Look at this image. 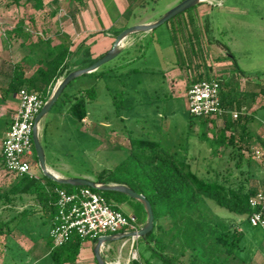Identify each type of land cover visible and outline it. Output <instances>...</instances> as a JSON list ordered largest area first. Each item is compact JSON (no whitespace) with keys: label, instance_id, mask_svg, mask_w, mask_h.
<instances>
[{"label":"rangeland","instance_id":"1","mask_svg":"<svg viewBox=\"0 0 264 264\" xmlns=\"http://www.w3.org/2000/svg\"><path fill=\"white\" fill-rule=\"evenodd\" d=\"M181 1L138 0L130 5L132 0H43L44 7L36 9L33 0H0V80L2 71H5L3 63L17 62L30 54L29 43H35L39 36L49 38L51 42L31 53L33 58L45 60L54 53L55 44L65 39L73 52L70 60L72 72H75L88 67L79 64L86 48H94L97 54L105 47L106 39L102 34L110 38L109 51L118 35L113 30L123 31L140 23H154ZM200 4L156 27L151 34L149 31L128 34L119 47V54L98 68V72H104L102 75L85 73L68 84L67 93H78L96 85L97 97L88 103V116L82 123L67 112L69 103L63 104L62 99L41 118L39 140L45 153V164L54 166L68 178L95 180L98 172L114 168L132 147L140 145L142 140H149L170 148L179 157L188 149V155L195 158L193 167L205 170V165L213 158L211 140L215 130L209 132L205 141L200 139V126L195 121L193 130H189L190 112L181 88L186 90L189 81L197 74L196 63L201 64V70L213 74L217 55L230 51L234 56L232 62L250 75L264 77V0H223V6L214 7L209 15L204 16ZM228 7L236 11H221ZM191 17L193 24H189ZM22 22L30 36L11 32ZM103 25L109 26L113 32L108 29V33H104ZM194 34L197 35L193 39L199 55L189 66V37ZM180 67L182 83L176 82L172 89L164 74ZM34 69L35 66L29 67L28 74ZM1 139L0 136V147ZM218 166L225 167L226 160ZM37 169L43 173L39 163ZM253 169L255 175L251 184L255 186L264 178V154L254 151ZM14 176L4 167L0 168V185L10 182ZM130 199L121 202V198H110L121 211L136 214L135 199ZM209 204L214 213L234 219L244 231V249L239 253L244 262L264 264L262 228L251 226L245 216L229 213L214 202L209 201ZM19 206H0V223L9 218L10 213L19 210ZM108 244L110 247L104 252L113 264L139 260L142 252L149 255L142 237L136 242L133 253H130L129 238L109 241ZM24 256L23 249L0 235V262L3 258L6 263L11 258L18 263L25 262L28 259ZM43 264H53L52 258L49 256ZM152 264L165 263L156 258Z\"/></svg>","mask_w":264,"mask_h":264},{"label":"trees","instance_id":"2","mask_svg":"<svg viewBox=\"0 0 264 264\" xmlns=\"http://www.w3.org/2000/svg\"><path fill=\"white\" fill-rule=\"evenodd\" d=\"M137 1L132 0L130 5ZM33 2L36 9L44 7L43 0H33ZM193 22L191 17L189 24ZM120 31L122 29L117 30V34ZM11 32L16 35L30 36L23 22ZM151 33L152 30L149 31V34ZM194 37L197 38V35L189 37L191 48L188 54L189 66L199 55ZM49 42H51L49 38L39 36L35 43H29L30 54L23 56L17 62L3 63L2 68L5 71H2L3 78L0 80L2 100L25 89L36 92L44 101H47L58 79L72 72L73 64L70 58L73 52L65 39L55 44L54 53L47 56L45 60L36 61L33 58L31 53ZM225 46L229 49L227 45ZM103 56L93 58L91 50L86 48L79 64L90 66ZM233 63L238 68L236 62L233 61ZM200 65L196 63L199 73L189 81L188 88L192 83L202 79L220 80L221 103L229 110L227 90L232 85L231 81H225L205 70L201 71ZM32 66H35V69L32 74H28L29 67ZM91 73L100 76L104 72L96 70ZM260 92L264 95V85L260 86ZM96 97L97 89L96 85H93L78 93H67L64 90L58 100L62 99L63 104L69 103L67 112L82 123L88 116V103ZM235 107L238 111L241 109L239 105ZM237 117V121L233 122L226 119V114L213 118L198 117L190 113L189 130H193V121H195L200 126L199 137L203 141L208 140V134L213 129L216 119L223 118L225 121L224 126L218 128L213 135L211 140L213 158L205 165L204 171L193 167L195 158L193 155H188V149L182 157H179L170 148L163 147L161 144L157 145L153 141L142 140L141 144L132 147L128 155L114 168L104 169L95 175L96 183L128 186L142 194L152 207L154 227L142 238L149 255L144 252L139 253L140 259L133 260L130 264H152V260L156 258L165 264H247L239 255L244 249L242 246L244 231L234 219L214 213L209 204L211 201L229 213L245 216L249 224L253 226L249 218L255 210L250 206L249 201L257 190L261 189L264 192V178L261 188L251 184L254 149L250 146L249 120L246 116L239 114ZM12 121L9 116L0 120V136L2 137L4 133L1 140L4 139ZM227 131H230V134H227ZM189 138L190 136L187 139ZM224 159L226 166L219 167V163ZM34 162L39 163L35 147L32 164ZM0 164L3 166L1 156ZM11 180L3 186L0 185V206H14L23 202L24 196H30L40 205L38 211L47 215V220L51 222L50 228L53 227L57 211L55 188L74 192L81 187L57 181L46 175L41 179L33 175L14 176ZM96 191L101 193L115 209L119 208L111 202V197L121 198V202L131 200L130 196L122 192L104 189ZM134 201L138 213L133 215L136 216L138 224L144 225L147 220L144 205L136 199ZM19 218L20 214H15L8 222L0 224V235H4L9 240L11 233L9 223H17ZM87 240L90 239L73 233L62 246L54 247L49 233L48 244L51 248L50 257L53 264H75L82 243ZM93 242L96 240L93 239Z\"/></svg>","mask_w":264,"mask_h":264},{"label":"built area","instance_id":"3","mask_svg":"<svg viewBox=\"0 0 264 264\" xmlns=\"http://www.w3.org/2000/svg\"><path fill=\"white\" fill-rule=\"evenodd\" d=\"M59 80V79H58ZM18 108L0 147V156L4 169L15 176L33 175L34 156L33 130L35 120L46 101L36 92L21 90L17 94ZM189 112L198 117H221L228 113L220 99V80L202 79L190 85L186 92ZM237 117V113H233ZM256 153L259 154L257 151ZM103 185L95 182V187L81 186L74 192L55 188L57 211L50 228L54 247L62 246L73 233L82 238L98 240L112 237L116 240L129 238L131 251L139 239L142 225L136 216L113 208L105 197L96 190ZM250 206L255 210L249 220L253 226L264 231V192L259 189L250 198ZM127 241V240H126ZM107 241L101 244V251ZM126 244V242H125ZM135 257V253L133 254Z\"/></svg>","mask_w":264,"mask_h":264},{"label":"crops","instance_id":"4","mask_svg":"<svg viewBox=\"0 0 264 264\" xmlns=\"http://www.w3.org/2000/svg\"><path fill=\"white\" fill-rule=\"evenodd\" d=\"M200 3H201L200 9L202 10L203 16L209 15V13L214 7L223 6V0H203ZM234 9L235 8L228 7L221 9V11L234 12L236 11ZM108 29L111 30L109 26H104L103 32L108 33L106 31ZM117 30L119 29H115L113 31L116 32ZM111 34L113 35V33ZM142 37L143 36H141L140 39H142ZM102 38L106 39V45L105 47H102V49L97 54L94 51V48L90 46L93 58H97L101 55H104L108 51L107 45L109 44L108 39L110 38L104 36V34H102ZM217 59H218L217 64L215 63L217 67L214 68L212 75L216 77H221L225 81H231L232 84L231 86H229V90H227V94H228L227 97L229 99L230 108L228 110V113H226V119L228 121L236 122L238 117L233 116L234 112L243 117L246 116L249 120L248 126L251 133L250 146L252 147V149H254V151L256 152L258 151L259 153L264 154V95H262V93L260 92V86L264 85V77L258 76L256 74L250 75L239 66L237 68V66H235L234 63L232 62L234 56L232 55L231 51L230 53H227L225 55L223 54L217 55ZM97 71H99V69H97ZM198 73L199 71H197V74ZM164 76L167 79H169V83L172 89L174 88L176 82L181 81L182 83L183 74L181 67L177 70L170 69L169 71H166ZM187 89L188 87L186 88V90L181 88L180 91L181 94H183V96L185 97V99H186ZM172 96L175 95L173 94ZM237 105L241 107L239 111L235 107ZM17 108H18L17 94L8 96L5 100H2L0 95V120H4L7 116H9L10 120L12 121L17 111ZM40 121L38 122L37 125L39 138L41 136L40 133L41 130L39 125ZM224 122L225 121L223 118L216 119L212 130L213 131L215 130L216 132L218 128L224 126L225 124ZM227 134H230V131H227ZM45 166L47 171L53 174L54 176H56L57 178L59 179L68 178L58 169H56L54 166L49 164H45ZM0 168L3 169V166H1ZM32 174L35 178L38 179H41L45 175L44 171L43 173L39 172V170L37 169V164L33 165ZM254 175H255L254 171H252L253 178ZM43 184L45 185V189H47L44 181ZM262 184H263V179L258 180V185L255 186L261 188ZM26 202H28V204H26ZM18 204H20L19 210L15 211L12 214L10 213L9 218H7L4 222L0 224H4L5 222H8L11 219L12 215L20 214V218L17 223H13V222L9 223V228L11 229V233L9 236H11V238L8 237L9 239L8 242L12 241L15 243L16 246L19 247V249H23L25 252V256L23 258L26 257V259L28 260L25 262L18 263V261L15 260V258H11L8 259L10 260V262L8 261L9 263H6L3 258V261L0 262V264H43V262L47 260V258L50 256L51 248L50 245L48 244V234L50 231L51 222L50 220H47V215H45L43 212L38 211L40 210V205H38L37 201H35L34 198L30 196H24L23 202H20ZM35 209H37V211H34ZM5 240H7L6 237ZM108 243L109 242L105 244L101 253L104 260L108 264H113L108 260L107 252H104V251H108L107 249L110 247ZM10 246L11 244L7 249L8 250L7 253L10 251ZM95 247H96V242H92V240L84 241L82 243L80 253L78 255L75 264H99L95 256ZM115 264H121V263L117 262Z\"/></svg>","mask_w":264,"mask_h":264},{"label":"water","instance_id":"5","mask_svg":"<svg viewBox=\"0 0 264 264\" xmlns=\"http://www.w3.org/2000/svg\"><path fill=\"white\" fill-rule=\"evenodd\" d=\"M202 1L203 0H183L180 3H178L176 6L171 8L163 17H161L158 21H155L154 23L139 24V25H134V26H131L129 28H126L125 30H123L122 32H120L116 36V38L113 42L112 48L102 58L98 59L97 61H95L93 64H91L87 68L82 69V70H78L75 72H71L68 75H66L65 77H63L61 80L57 81L56 85L54 86V88L52 90V93H51L49 99L45 102V104L43 105L42 109L40 110L39 114L36 117V120H35L36 126L34 127V130H33V142H34L36 155H37L39 164L42 166L44 174L46 176H48L49 178L55 179L57 181H60V182L66 183V184H71L74 186L95 187V181L87 179V178H67V179L61 178V179H59L56 176H54L53 174L49 173L46 169V166H45V155H44L43 147H42L40 140H39L37 125H38V122L40 121V119L56 103L59 96L62 94V92L68 86V84H70V82L74 78H76L80 75L95 71L101 65L105 64L106 62H108L109 60L114 58L117 54H119V52H120L119 47L128 34L133 33V32H137V31H151V30L155 29L156 27L162 25L163 23L169 21L170 19H172L176 15L180 14L181 12L197 5L198 3L202 2ZM101 189L122 192V193H125L128 196H130V197H132V198L143 203L145 211L147 213L146 223L139 229L138 232H136V233L134 232L133 234H129L128 236L138 235L139 238H141V237L143 238L149 232L152 231V229L154 227V225H153V220H154L153 210H152V207H151L150 203L148 202V200L142 194L135 192L133 189L129 188L128 186L119 185V184L103 185L101 187ZM115 240L116 239H114L112 237L98 238V240L96 242V247H95V256H96V259H97L99 264H108L102 256L101 244L104 241L109 242V241H115Z\"/></svg>","mask_w":264,"mask_h":264}]
</instances>
